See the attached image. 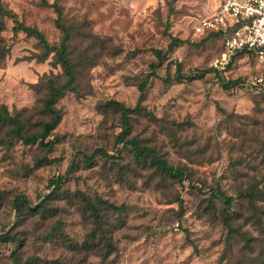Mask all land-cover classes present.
<instances>
[{"label": "rangeland", "instance_id": "1", "mask_svg": "<svg viewBox=\"0 0 264 264\" xmlns=\"http://www.w3.org/2000/svg\"><path fill=\"white\" fill-rule=\"evenodd\" d=\"M53 3L55 0H48ZM222 0H59L67 19L87 20L92 32L110 41L119 53L98 48L93 66L80 76L82 98L68 93L57 107L63 118L49 138L52 151L21 142L0 146V237L15 236L22 264H264V203L256 207L240 192L260 183L264 175V89L255 85L259 63L244 53L233 57L220 76L177 80L220 63V36L198 34L200 20L213 15ZM20 20L41 30L49 43L60 40L53 9L40 0H3ZM9 24L10 56L0 67V105L23 115L28 130H38L47 117L35 90L40 77L61 74L52 57L39 63L40 45ZM171 36L181 41L171 51ZM77 42V41H75ZM74 42V43H75ZM78 43H76L77 45ZM153 50L167 54L158 59ZM157 65L143 105L153 119L132 116V135L155 148L169 164L188 167L180 183L156 169L137 164L129 150L118 153L120 115L106 106L118 101L134 108L139 85ZM34 107L38 110L31 111ZM6 130L0 129V137ZM104 149L113 159L99 158L86 166L84 156ZM75 161L76 167L69 170ZM65 177L58 194L50 181ZM260 186V187H261ZM219 189L235 197L229 240L222 221ZM25 196L46 208L31 216L17 212L13 201ZM98 207L100 222L84 202ZM96 198L121 212L98 204ZM14 246L0 240V264H13Z\"/></svg>", "mask_w": 264, "mask_h": 264}, {"label": "trees", "instance_id": "2", "mask_svg": "<svg viewBox=\"0 0 264 264\" xmlns=\"http://www.w3.org/2000/svg\"><path fill=\"white\" fill-rule=\"evenodd\" d=\"M40 6L43 8L53 9L56 18L54 21L55 27L60 32V40L57 43H49L44 33L36 27L29 26L20 20L19 15L13 10L9 9L0 0V67L3 65L5 60L10 56L12 49V40L6 39L3 33L8 31L9 24H12L10 32L13 36H17L19 33L24 34L27 37H33L40 45V55L33 57L31 60H35L39 63L46 62L52 57V66L61 69V74L45 73L43 74L38 83L33 85L36 91L43 92L44 95L37 101L40 106V112L46 115V119L43 120L38 127V130H28L23 119V115L26 114L27 110H22L20 113L12 114L6 105H0V129L6 130L4 137H0V146L6 148H12L15 143L21 142L25 146L39 145V147L52 151L57 141H51L49 138L53 132L59 126L62 121L63 114L58 109L57 105L59 101L66 96L68 93H73L77 97L82 98L83 96L89 95L80 90V76L82 75V69L89 65L93 66L97 55L95 51L98 48L109 50L110 55L114 56L119 53L116 46H110L107 39H102L96 36L90 27V23L84 20L81 23H77L74 19H67L64 14V9L60 5L59 0H55L50 3L48 0H40ZM208 35L220 36L219 33H210ZM77 41V42H75ZM75 42V43H74ZM181 41L171 36V43L169 45V51L177 46ZM76 43H78L76 45ZM154 56L162 60L167 58V54L160 50L152 51ZM251 55L248 51H241L237 54ZM256 58V56L251 55ZM257 59V58H256ZM177 66L176 78L177 80L195 81L202 80L208 73L214 72L220 78V82L228 87L229 83L224 77L220 76L222 72L217 71L215 68L201 70L193 74H182L181 66ZM157 65L152 66V71L146 76V78L139 85L140 97L134 108L127 107L118 101H109L106 106L116 111L120 115L122 131L119 134L116 144H122V147L118 153L122 155L123 151L129 150L132 154L133 160L142 165L143 167H149L156 169L161 175H166L168 178L183 183L188 180V167L179 166L175 167L168 163V161L159 156L154 147L149 146L143 142L138 136L132 135V116L145 117L153 119L152 114L143 105L146 97V91L152 78H155ZM259 70V68H258ZM260 72V71H259ZM38 110L34 107L31 111ZM99 158L113 159L104 149H97L92 154L84 156V162L86 166L95 165ZM76 167L75 161L71 163L69 170ZM263 185L256 183L254 186L247 188L245 191L239 193L245 199H247L253 207L257 206L258 202L264 203V175L262 176ZM65 177H58L50 181L48 188L52 189L51 193L58 194L62 191L65 183ZM261 186V187H260ZM212 197L220 199L223 202L224 208L222 210V221L225 228L228 231L229 240L235 238V234L238 232L237 228L232 224V210L233 203L236 198L232 196H226L219 189L212 191ZM46 199L41 201L37 205H33L25 196H17L13 201V207L17 212H24L31 216L46 208ZM98 204L105 205L106 207L121 212L124 210V206H116L108 201L100 198L95 199ZM84 202L92 211V215L96 222H100V214L98 207L91 199H84ZM1 241L10 242L14 246L12 254L13 264H22L19 256L16 253L20 245L19 239L15 236H9L4 234L0 237Z\"/></svg>", "mask_w": 264, "mask_h": 264}, {"label": "built area", "instance_id": "3", "mask_svg": "<svg viewBox=\"0 0 264 264\" xmlns=\"http://www.w3.org/2000/svg\"><path fill=\"white\" fill-rule=\"evenodd\" d=\"M198 34L219 33L224 52L217 71L225 69L236 53L248 51L256 56L260 76L255 85L264 89V0H222L217 11L195 27Z\"/></svg>", "mask_w": 264, "mask_h": 264}]
</instances>
